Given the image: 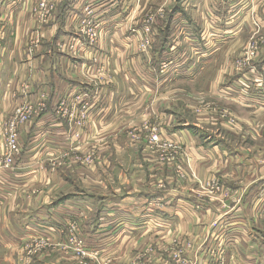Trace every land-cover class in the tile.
I'll use <instances>...</instances> for the list:
<instances>
[{
    "label": "crops",
    "instance_id": "crops-1",
    "mask_svg": "<svg viewBox=\"0 0 264 264\" xmlns=\"http://www.w3.org/2000/svg\"><path fill=\"white\" fill-rule=\"evenodd\" d=\"M35 1L0 0V264H78L71 222L98 254L89 264H264V118L249 121L257 138L247 145L208 142L180 114L199 105L196 95L169 92L220 60L228 86L251 82L240 88L251 95L238 103L235 92L228 105L264 113L255 104L264 98L255 83L264 85V0H179L150 62L134 34L147 25L133 17L154 0H52L46 24L32 15ZM87 6L101 26L95 44L80 32ZM70 40L76 52L60 51ZM167 58L171 71L160 74ZM237 59L241 73L231 69ZM21 108L32 117L4 168L5 130ZM89 157L93 166L81 163ZM32 240L49 248L32 258Z\"/></svg>",
    "mask_w": 264,
    "mask_h": 264
},
{
    "label": "rangeland",
    "instance_id": "rangeland-1",
    "mask_svg": "<svg viewBox=\"0 0 264 264\" xmlns=\"http://www.w3.org/2000/svg\"><path fill=\"white\" fill-rule=\"evenodd\" d=\"M52 1V0H51ZM179 0H154L153 7H156L154 10L147 11L143 14L135 15L133 19H135L134 25L141 23V25H147V27L144 30L142 27L138 32H135L138 41L140 43L138 44V51L141 53L142 57H144V61L150 62L152 59V45L155 41L159 40L161 38V22L166 24L167 19L169 21V17L171 15L173 16L176 13L177 10V3ZM53 2V1H52ZM156 4V5H155ZM163 6V9L160 8ZM164 10V11H163ZM168 12V16L166 14ZM163 17V18H161ZM168 17V18H167ZM162 19V20H161ZM98 28V35L95 39L94 43L97 42V40L100 39V25L97 24ZM147 29V30H146ZM165 30V28H163ZM141 30V31H140ZM199 33H196V36H198ZM164 33H162V36ZM195 37L193 32H190L188 34V38L192 40ZM164 38V36H163ZM155 40V41H154ZM156 43V42H155ZM176 50V49H175ZM178 50V49H177ZM217 50V56L223 55V50L216 49ZM61 51V50H60ZM246 51V50H245ZM250 51V50H249ZM248 51V53H249ZM195 49H188L187 54L192 55L194 54ZM245 53V52H244ZM247 53V54H248ZM175 56V55H174ZM172 58V56H170ZM174 59H178V56L173 57ZM181 59V58H179ZM172 60L167 58L166 60H163V62L160 64L159 71L160 74L167 73L168 70L171 71L172 66ZM200 65L199 73L196 75L195 80L194 79H179L175 82L176 86L178 87V91H174L176 89H169L170 93H185V95H188L190 97V94H195L197 99L200 101L199 105H197L192 111H184L180 114L187 118V120L191 121L193 123L194 129L199 131L201 135L206 137L205 140H209V137H215L220 136L224 139H227L233 146L239 147L242 144L247 145L249 144V141H251V138H257V134L251 129H248L249 121H253L257 117L264 118V113H257V112H243V109H239L238 107H230L228 104H233L234 106L237 104H234V102H230L231 99H233V95L236 92V96L238 98L234 99V101H243L245 98L249 97L251 94L247 93L245 91H242L240 88H242V85L244 87H249L251 82L245 81V83H242L240 80L239 82H234L233 87L235 86L237 88V91L234 88L228 86V79L226 75H224L225 70H223L220 67V60L215 62L213 67H211L210 70L205 72L206 68H208L207 65H203V63L198 64ZM232 70H235L236 72L241 73V70L243 68L242 60H234L232 63ZM230 73V68L229 72ZM223 77L220 78V77ZM262 79H264V75L262 76ZM258 80V79H257ZM256 80V81H257ZM196 81V82H195ZM255 81V80H254ZM215 83V84H214ZM259 87H262L264 89V85H262V82L257 81L255 82ZM213 89H216V95L213 94ZM233 91L232 93H230ZM190 93V94H189ZM230 93V96L228 95ZM186 96V97H188ZM226 96L230 97V100H227ZM187 99V98H186ZM259 104V106H262L264 108V98L258 99V101L255 100ZM162 105V104H161ZM229 108L233 109L232 111L229 110ZM243 110V111H240ZM259 115V116H258ZM193 116L198 117L200 123L194 122ZM215 120L217 122L212 121ZM194 120V121H192ZM213 123V124H211ZM217 124V125H216ZM156 131L151 130L152 134L151 136L155 135ZM256 134V135H255ZM261 138L260 141L264 145V129H262ZM157 135V134H156ZM256 136V137H255ZM211 139V138H210ZM214 139L209 140L208 142H213ZM245 141V142H244ZM95 159H82L81 163L85 164L87 166H93L96 161ZM79 162V160H77ZM191 177L194 178L193 175ZM215 181L212 186H214L216 189L221 188L218 179H214ZM233 194L230 193V197ZM49 245L46 242V246L39 251L36 255L33 257H38L44 250L48 249ZM77 257V255H76ZM82 260L78 258V264H81ZM89 264V263H88Z\"/></svg>",
    "mask_w": 264,
    "mask_h": 264
},
{
    "label": "built area",
    "instance_id": "built-area-1",
    "mask_svg": "<svg viewBox=\"0 0 264 264\" xmlns=\"http://www.w3.org/2000/svg\"><path fill=\"white\" fill-rule=\"evenodd\" d=\"M56 10V5L51 0H36L33 4L32 15L37 17L43 24L48 23V21L52 18L54 12ZM83 17L79 21L80 32L87 36V38L91 41V44L94 43L95 39L98 35L97 24H94L88 18L92 14V9L87 6L82 11ZM147 30V29H146ZM76 40H70L67 44H60L59 49L61 51H69L71 53L76 52ZM34 43V42H33ZM258 53V47L252 46L248 53L250 58L255 57ZM264 75V74H263ZM42 107V105H41ZM32 117V109L31 108H21L18 109L13 117L8 121L7 127L5 130V144L7 153L5 158L3 159L2 166L4 168H9L12 166L14 158L20 154V148L18 145V137L20 128L28 123ZM152 142H158L159 136L153 135ZM92 159V158H86ZM85 159V160H86ZM220 188H217L219 190ZM68 238L70 244L74 247V252L77 257L82 260L81 264H88V260L96 259L98 254L96 252L90 251L84 241L81 239L79 235L78 225L75 222H71L68 226ZM46 240H32V247L30 249L31 257L39 253L41 249L46 246ZM48 243V242H47ZM179 258V257H176ZM180 260V259H179ZM181 264H188L187 262L181 261Z\"/></svg>",
    "mask_w": 264,
    "mask_h": 264
}]
</instances>
